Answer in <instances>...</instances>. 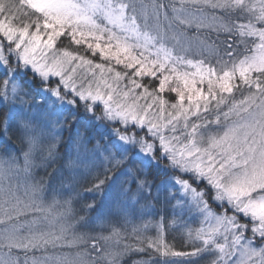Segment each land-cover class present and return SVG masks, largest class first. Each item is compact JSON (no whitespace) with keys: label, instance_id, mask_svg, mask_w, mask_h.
<instances>
[{"label":"snow or ice","instance_id":"obj_1","mask_svg":"<svg viewBox=\"0 0 264 264\" xmlns=\"http://www.w3.org/2000/svg\"><path fill=\"white\" fill-rule=\"evenodd\" d=\"M0 264H264V0H0Z\"/></svg>","mask_w":264,"mask_h":264},{"label":"rangeland","instance_id":"obj_2","mask_svg":"<svg viewBox=\"0 0 264 264\" xmlns=\"http://www.w3.org/2000/svg\"><path fill=\"white\" fill-rule=\"evenodd\" d=\"M40 159V155L38 154L37 160ZM41 174L43 173V170H40ZM85 204L84 202V195H80L79 202L76 205L77 210L81 207H83ZM169 242L174 243V245L179 249L184 246L185 240H184V234L182 233H171L168 237Z\"/></svg>","mask_w":264,"mask_h":264},{"label":"trees","instance_id":"obj_3","mask_svg":"<svg viewBox=\"0 0 264 264\" xmlns=\"http://www.w3.org/2000/svg\"><path fill=\"white\" fill-rule=\"evenodd\" d=\"M96 59H98V57ZM205 87H206V85H205ZM165 95H169V94L165 93ZM78 191L80 192V195H84V202L86 203L87 201L85 200V197H90L91 194L85 193L82 188L78 189ZM170 243H172V242H170ZM172 244H174V243H172Z\"/></svg>","mask_w":264,"mask_h":264}]
</instances>
